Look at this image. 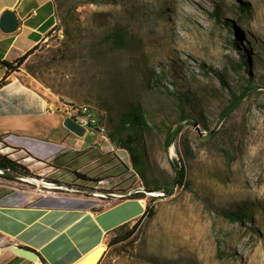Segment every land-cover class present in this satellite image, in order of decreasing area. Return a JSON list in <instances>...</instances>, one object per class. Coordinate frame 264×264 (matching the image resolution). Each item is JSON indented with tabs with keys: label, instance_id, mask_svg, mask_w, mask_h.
I'll use <instances>...</instances> for the list:
<instances>
[{
	"label": "rangeland",
	"instance_id": "rangeland-1",
	"mask_svg": "<svg viewBox=\"0 0 264 264\" xmlns=\"http://www.w3.org/2000/svg\"><path fill=\"white\" fill-rule=\"evenodd\" d=\"M53 1L59 3L58 26L21 66L38 83L40 94L54 102L49 112L35 118L39 131L34 136L39 139L33 149L97 147L104 158L81 168L91 175L111 166L104 160L116 153L129 167L122 189H143L126 151L108 135L114 133L121 111L130 103L140 104L150 127L139 138L149 167L148 183L171 180L170 160L180 156L190 184L152 203L155 214L132 244L108 250L104 243L108 253L99 264H264V0ZM242 3L244 12L239 11ZM216 8L221 21L232 20L233 28L215 20ZM63 17L67 33L59 25ZM114 29L125 35L123 47L103 40ZM241 53L249 59L248 71L237 65ZM252 80L253 90L228 117L219 118L230 91L238 93ZM176 92L190 98L183 106L190 117L181 122L183 108ZM67 103L94 107L104 131L93 126L81 137H67L71 132L58 124L57 116ZM177 123L183 128L166 148L165 126L174 128ZM211 130L215 135H208ZM3 141L0 153L32 174L45 177L53 171L48 166L51 158L39 162L17 150V143ZM112 186L108 181L97 184L103 189ZM98 191L83 195L34 177L0 179V203L33 204L45 195L79 194L90 206H107L120 195L101 198L104 194ZM128 206L119 205L113 216L126 213ZM239 207L247 218L230 221L221 214Z\"/></svg>",
	"mask_w": 264,
	"mask_h": 264
},
{
	"label": "crops",
	"instance_id": "crops-1",
	"mask_svg": "<svg viewBox=\"0 0 264 264\" xmlns=\"http://www.w3.org/2000/svg\"><path fill=\"white\" fill-rule=\"evenodd\" d=\"M7 9L14 12L17 26L11 32L0 30V61L12 62L47 40L56 24V5L53 0H0V17ZM52 103L40 94L38 83L21 67L8 73L0 66V136H9L11 143H17L41 160H49L59 151L33 149L34 141L39 139L34 136L39 131L35 118L49 112ZM64 110L65 105L61 113H57L62 128ZM66 136L75 138L68 132ZM82 197L79 194L45 195L33 204L0 203V264H77L96 248L104 246L109 231L134 221L145 207L144 199L143 202L125 199L94 211ZM126 203L129 205L126 213L113 216V211ZM105 215L109 217L100 220ZM113 217L119 218L113 222ZM15 247L32 251L37 258L31 260L22 256L13 250Z\"/></svg>",
	"mask_w": 264,
	"mask_h": 264
},
{
	"label": "trees",
	"instance_id": "trees-1",
	"mask_svg": "<svg viewBox=\"0 0 264 264\" xmlns=\"http://www.w3.org/2000/svg\"><path fill=\"white\" fill-rule=\"evenodd\" d=\"M55 3V2H54ZM56 12L59 8V3H55ZM246 10V4L242 3L239 5V11L244 12ZM213 15L216 21L221 22L227 29L233 28L234 23L228 18L220 19L219 9L213 11ZM67 20L65 17L60 18L59 25L63 27L64 33H67ZM58 23L54 25L52 31H49L48 36L57 28ZM105 41H110L117 48L123 47L125 45V35L120 29H114L109 35L104 36ZM235 43V40L233 41ZM37 48V47H36ZM35 48V49H36ZM242 51H244V46L241 45ZM34 50H30L15 59L12 62L2 60L0 61V66L4 67L8 73L16 72L19 68L26 62V60L34 53ZM246 55L241 53V58L237 65L239 67L243 66L247 70L249 66V59H245ZM248 71V70H247ZM250 72V71H249ZM250 74V73H249ZM151 78V77H150ZM151 81L155 83V80L148 79V82ZM221 81L224 86L227 85L225 79L221 76ZM252 81H247L246 84L240 89L238 93L230 91V98L228 103H226L219 113V118L224 119L230 115L233 110H235L243 98H245L251 90H253ZM156 84V83H155ZM175 97L177 99L178 105L183 108L184 105L190 102V98L185 93L176 92ZM73 105H79L75 103H70ZM90 110L93 112L95 117H98V114L95 112V108L86 104ZM193 113V107L189 109ZM180 113V122L186 120L190 117V113H185L184 108L181 109ZM206 127V126H204ZM183 125L177 123L173 128L171 126H165L164 130V146L167 148L170 146L177 134L181 131ZM150 130V127L147 125L145 111L140 104L130 103L126 110L121 111L119 114L117 126L114 130V133H110L109 138L118 146V148L126 151L128 156V161L132 167V170L136 176H138L143 184V189H136L131 192H127V189H122V186L128 182L126 177L128 172V163L121 159L116 153H112L113 157L110 156L109 159L104 160V163L111 162L112 165L106 168L103 172L98 175H91L87 171H82V165H86L88 162L97 161L104 158V154L97 147H90L89 149L75 150V151H58L51 159L52 162L48 164L50 168L53 169L51 173L47 176L34 175L30 170L19 161L12 159L7 154L0 153V179L14 181L17 177H34L38 180H43L49 184H54L60 188L65 186L66 188L73 189V192L80 193L83 195H91L95 190L104 194L106 198L108 196H114L116 193L120 194L114 202L107 205H114L125 199H144L145 207L142 214L135 219L134 221L125 222L111 231H109L104 240L107 249H122L127 245L132 244L136 235L141 231L143 223H148L154 216L155 211L153 209L152 203L159 198V196H170L174 192L175 187H180L183 189H189L190 184L186 178V165L180 156L177 159L170 160V166L173 171V176L171 180L163 184H149V167L148 164L143 158V151L140 147V136ZM216 131H209L208 135H215ZM4 136H0V143H4ZM9 146V145H5ZM17 150L25 151L28 157H33L35 160L40 162H45L44 160L38 159L31 155L28 151L22 147H16ZM88 159V160H87ZM73 164V165H71ZM65 177L67 180H62ZM112 182V188L103 189L97 187V184L100 182ZM91 184V185H89ZM59 189V188H56ZM162 192V195H147L146 192ZM107 206H90L94 211H100L105 209ZM221 214L230 221H240L243 218H247V213L244 211L243 207H239L236 210H222ZM108 253L104 252L99 263L101 262L104 255ZM42 263H45V260L42 257H39ZM98 263V264H99Z\"/></svg>",
	"mask_w": 264,
	"mask_h": 264
},
{
	"label": "water",
	"instance_id": "water-1",
	"mask_svg": "<svg viewBox=\"0 0 264 264\" xmlns=\"http://www.w3.org/2000/svg\"><path fill=\"white\" fill-rule=\"evenodd\" d=\"M16 26H17V20L14 12L9 9L5 10L0 17V30L3 32H11L16 28ZM62 126L72 134L79 137L83 136L86 131V128L82 126L80 123H78L74 117L66 116L64 114L62 119ZM95 129L99 130V128L97 127ZM13 250L18 254L27 257L31 260H35L37 258L32 251L20 247H15L13 248ZM104 252H105V246L103 247L100 246L77 264H98Z\"/></svg>",
	"mask_w": 264,
	"mask_h": 264
},
{
	"label": "built area",
	"instance_id": "built-area-1",
	"mask_svg": "<svg viewBox=\"0 0 264 264\" xmlns=\"http://www.w3.org/2000/svg\"><path fill=\"white\" fill-rule=\"evenodd\" d=\"M64 105H65V110L63 112L64 115L74 117L76 121L80 123L82 126H84L86 129L96 126L97 128H99L98 130L99 132L104 131V127L99 125L98 119L95 117L93 112L86 104L73 105L67 103ZM8 139L9 136L4 137V140L7 141Z\"/></svg>",
	"mask_w": 264,
	"mask_h": 264
},
{
	"label": "bare ground",
	"instance_id": "bare-ground-1",
	"mask_svg": "<svg viewBox=\"0 0 264 264\" xmlns=\"http://www.w3.org/2000/svg\"><path fill=\"white\" fill-rule=\"evenodd\" d=\"M141 201L143 202V199H141ZM101 247H103V245H101ZM96 249H97V248H96ZM96 249H95V250H96ZM95 250H94V251H95ZM84 257H85V256H84ZM82 259H83V258H82Z\"/></svg>",
	"mask_w": 264,
	"mask_h": 264
}]
</instances>
